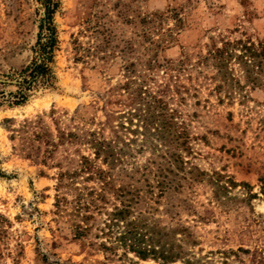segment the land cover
<instances>
[{"label":"rangeland","instance_id":"rangeland-1","mask_svg":"<svg viewBox=\"0 0 264 264\" xmlns=\"http://www.w3.org/2000/svg\"><path fill=\"white\" fill-rule=\"evenodd\" d=\"M46 3L0 0V264H264V0H52L42 54ZM123 203L178 256L122 244Z\"/></svg>","mask_w":264,"mask_h":264},{"label":"trees","instance_id":"trees-1","mask_svg":"<svg viewBox=\"0 0 264 264\" xmlns=\"http://www.w3.org/2000/svg\"><path fill=\"white\" fill-rule=\"evenodd\" d=\"M47 11L45 17L42 19L43 22L40 24V28L42 29L46 24L47 18L49 19L46 25V28L49 30L47 32V40L45 42L41 41V50L42 54H46L48 52L53 51L55 45V33H53V26H52V13L54 11L55 6L52 4V0H47ZM41 40V39H40ZM226 43V42H225ZM229 43V42H228ZM226 43V44H228ZM250 48V47H249ZM226 46L223 48H217V51L220 53V65L222 66L225 62V52ZM251 49V48H250ZM49 56H47L48 58ZM29 75L33 78L37 76H47L50 77L51 67L47 61H35L32 66L29 67ZM47 73V74H43ZM153 108L152 105H149V123L154 125L156 130L160 133H163L162 136L168 135L171 136L173 143H176L178 146H182L186 144V141L182 140V131L179 130L177 123L173 120V114L168 113L166 103L155 97ZM156 107L158 111H156ZM182 142V143H181ZM99 151L97 152V155ZM174 161H180L183 163L181 156L174 153ZM180 159V160H179ZM85 162L90 164V160L85 157ZM105 178V176L103 177ZM109 184V181L105 179V188ZM131 214V205L130 203H123L122 206H116L113 211L109 213L108 219L106 221V226L109 227V231L113 229L115 225H120L124 223L125 227L118 238L122 242V244L127 245L129 249L136 252L142 258L147 257H154V258H162L165 261L173 260L178 255L175 251L169 247L167 248L168 241H163L162 235L155 230L154 227L146 230L148 233L143 232L141 226L145 225L143 221L140 220H130L129 215ZM91 216L86 217V220L89 219ZM148 225V224H147ZM90 226L84 227L83 230L80 229L78 234L82 235L86 229H89ZM103 232L106 233L105 229ZM148 236V237H147ZM106 246V245H105Z\"/></svg>","mask_w":264,"mask_h":264}]
</instances>
